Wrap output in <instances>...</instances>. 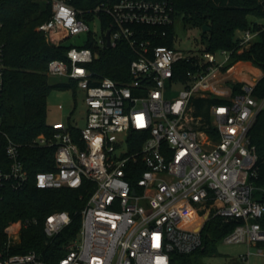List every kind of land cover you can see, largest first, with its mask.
<instances>
[{"label": "built area", "instance_id": "2783aa9c", "mask_svg": "<svg viewBox=\"0 0 264 264\" xmlns=\"http://www.w3.org/2000/svg\"><path fill=\"white\" fill-rule=\"evenodd\" d=\"M76 0H47L51 18L38 27L48 41L59 45L72 36L91 33L86 15L108 18L98 46L117 48L126 43L134 54L131 81L120 84L92 70V48L70 46L67 61L52 60L48 74L76 82L85 93V125L82 128L57 121L50 135H39L31 145L54 149V169L31 177L22 156V145L6 136V167L0 168V203L7 189L20 192L30 183L42 190H79L84 179L95 184L82 212V227L76 240L65 246L57 262L46 261L36 251L13 253L21 246L22 230L38 220H20L6 227V257L0 264H171L172 254L189 255L203 247L202 231L213 217L237 222L223 240L247 244L264 256V194L257 177V154L249 133L264 99L254 96L257 81L244 83L234 95L224 68L231 51L184 52L156 40L165 37L174 23L171 0H117L93 9H78ZM107 33L110 45L107 46ZM259 32L238 34V52L253 45ZM59 35L64 37L60 40ZM217 54L224 56L220 62ZM0 51V94H1ZM182 63L190 64L184 69ZM176 76H185L180 79ZM175 84L184 89L168 100ZM219 98L211 106L214 139L201 130L194 115V98ZM64 110V106H59ZM3 123L0 114V131ZM205 129H210L205 126ZM76 134H75V132ZM142 143L133 150L132 133ZM77 135V136H76ZM183 209L203 221L184 226ZM200 214V215H199ZM72 222L65 211L49 214L44 222L47 239L57 237Z\"/></svg>", "mask_w": 264, "mask_h": 264}, {"label": "trees", "instance_id": "16d2710c", "mask_svg": "<svg viewBox=\"0 0 264 264\" xmlns=\"http://www.w3.org/2000/svg\"><path fill=\"white\" fill-rule=\"evenodd\" d=\"M117 0H76L78 9H93L102 3ZM174 15L180 16L185 27H196L202 30V37L210 40L205 51H231L229 62L224 72L231 70L239 62H250L263 71L257 81L254 96L264 99V0H171ZM51 6L47 0H0V51H1V94L0 114L3 123L0 131V168L6 167V136L22 145V156L26 168L31 175L39 171L54 169V149L32 147L39 135H50L47 123V98L51 88L48 65L52 60L67 61L70 48L61 42L59 45L48 41L38 27L51 18ZM104 21V29L108 18L100 15ZM94 17L91 14L86 19ZM209 29L203 31V27ZM251 30L259 32L253 45L238 52L237 32ZM165 37L156 40V45L174 47V23L166 28ZM96 53L95 61L90 68L102 77H108L117 83L130 82L129 67L134 59L132 50L126 43L117 48H95L92 38L85 45ZM83 46V47H85ZM184 69L190 64L182 63ZM242 66V65H241ZM242 67H245L244 65ZM184 79L185 76H176ZM233 94L242 93L244 83H229ZM219 98H194L192 103L196 118L201 119L200 129L207 130L217 139L212 125L211 106L225 102ZM209 126L210 129H205ZM75 132V131H74ZM76 134V132H75ZM77 136V135H76ZM141 134L132 133L130 144L137 150L142 143ZM249 137L257 154V177L253 178L256 187H264V108L259 112ZM95 184L84 179L79 190L60 189L42 190L34 183L20 192L10 189L0 203V261L6 257L4 253L7 235L5 229L20 220L37 219L38 224L22 230L21 246L13 249V253L36 251L46 261L57 263L65 255V246L76 240L82 227V212L94 191ZM254 198L264 202V194L256 193ZM56 211L68 212L72 222L57 237L47 239L44 232L46 217ZM264 229V216L258 220ZM237 222H224L220 217L211 218L202 231L203 247L189 255L172 254L171 264H202L203 255H213L218 245L237 226ZM264 247V243L259 244Z\"/></svg>", "mask_w": 264, "mask_h": 264}, {"label": "rangeland", "instance_id": "374dc122", "mask_svg": "<svg viewBox=\"0 0 264 264\" xmlns=\"http://www.w3.org/2000/svg\"><path fill=\"white\" fill-rule=\"evenodd\" d=\"M87 21L91 27V33L67 38L64 41L66 45L74 47L85 46L90 38H92L95 46L100 45L99 42L104 33L103 19L101 17H91L88 18ZM174 30H176L174 34V47L177 50L201 53L203 50L205 51V48L210 44L209 39H204L202 37L201 29L189 26L185 27L180 16H176L174 19ZM244 31L245 30L237 32V37L238 34ZM63 37V35H59L60 40ZM217 59L221 62L224 56L217 54ZM244 62L247 64H243L245 67H242V65L232 73V76H227L229 86V83H252L259 80L257 79V75L260 74L259 72L254 74L246 68L248 65L253 66V64L247 61ZM260 71L263 74L261 69ZM245 74L249 76H243ZM50 77L51 85H54V87L51 88L47 98V108L49 110L47 114V123L49 127L57 121H63L68 126L84 127L86 112L84 91L78 87L76 82H73L69 78ZM243 77L246 78L242 79ZM241 80H244V82H240ZM183 89L184 86L182 84H175L172 88L167 90V99L171 100L177 98ZM60 105L64 106V110L59 109ZM251 251L253 255L249 261L245 262L241 260V256L248 253L247 244H227L222 242L218 245L216 253L213 255H203L201 261L202 264H264V256L257 254L259 248L253 246L251 247Z\"/></svg>", "mask_w": 264, "mask_h": 264}, {"label": "bare ground", "instance_id": "6f19581e", "mask_svg": "<svg viewBox=\"0 0 264 264\" xmlns=\"http://www.w3.org/2000/svg\"><path fill=\"white\" fill-rule=\"evenodd\" d=\"M245 78V77H244ZM186 211V209H183V213ZM203 219L197 217L192 211L191 212H185L184 218H183V225L187 226L189 228H194L195 226H199L202 223Z\"/></svg>", "mask_w": 264, "mask_h": 264}, {"label": "crops", "instance_id": "0c3cea01", "mask_svg": "<svg viewBox=\"0 0 264 264\" xmlns=\"http://www.w3.org/2000/svg\"><path fill=\"white\" fill-rule=\"evenodd\" d=\"M243 64H245V65H247L245 62H239L238 64H236L231 70H229L228 71V76H232V73H234V71L236 70V69H238L239 67H241V65H243ZM247 70H250V72H252V73H256V72H259L260 74L259 75H257L258 76V78L257 79H260L262 76H263V74L261 73V71H260V69H257V68H255L254 66H250V65H248L247 67ZM243 76H249L248 74H245V75H243ZM246 78V77H245ZM242 79H244V77L242 78ZM257 81V80H256ZM240 82H244V80L242 81H240Z\"/></svg>", "mask_w": 264, "mask_h": 264}, {"label": "water", "instance_id": "95a60500", "mask_svg": "<svg viewBox=\"0 0 264 264\" xmlns=\"http://www.w3.org/2000/svg\"><path fill=\"white\" fill-rule=\"evenodd\" d=\"M209 28L207 27V26H204L203 27V31L205 32V31H207ZM107 40H108V43H107V46L109 47V46H111L110 45V34L109 33H107Z\"/></svg>", "mask_w": 264, "mask_h": 264}]
</instances>
